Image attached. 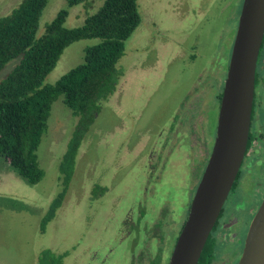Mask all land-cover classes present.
Instances as JSON below:
<instances>
[{
  "label": "rangeland",
  "instance_id": "374dc122",
  "mask_svg": "<svg viewBox=\"0 0 264 264\" xmlns=\"http://www.w3.org/2000/svg\"><path fill=\"white\" fill-rule=\"evenodd\" d=\"M21 1L0 0V17ZM242 1L138 0L141 23L125 42L116 91L83 139L62 205L43 232L40 222L61 190L58 166L76 118L61 98L53 102L36 152L44 172L38 184L28 185L0 159V264H38L45 249L65 254L62 264H137L146 250L157 254L158 264L168 263L200 176L185 169V161L194 158L180 143L183 133L203 123L205 153L212 147L217 95ZM66 8V0H50L38 34ZM84 17V7L69 8L65 25L78 27ZM96 42L67 47L44 84L79 65L84 49ZM15 63L3 69L0 80ZM259 65L253 127L263 130L264 54ZM261 156L255 161H264ZM199 160L206 161V154ZM262 171L264 165L253 164L242 190Z\"/></svg>",
  "mask_w": 264,
  "mask_h": 264
},
{
  "label": "trees",
  "instance_id": "16d2710c",
  "mask_svg": "<svg viewBox=\"0 0 264 264\" xmlns=\"http://www.w3.org/2000/svg\"><path fill=\"white\" fill-rule=\"evenodd\" d=\"M49 1L22 0L0 17V73L10 62H16L0 80V159L28 185L38 184L44 172L36 152L53 102L61 98L76 118L58 166L61 190L41 219V232L62 205L81 143L103 104L115 93L122 76L117 65L125 42L141 23L138 0H66L67 8L59 10L38 34ZM76 6L85 9L83 23L68 28V9ZM81 40L97 42L84 49L79 65L54 84H44L64 50ZM64 257L45 249L37 263L62 264Z\"/></svg>",
  "mask_w": 264,
  "mask_h": 264
},
{
  "label": "water",
  "instance_id": "95a60500",
  "mask_svg": "<svg viewBox=\"0 0 264 264\" xmlns=\"http://www.w3.org/2000/svg\"><path fill=\"white\" fill-rule=\"evenodd\" d=\"M264 35V0H243L233 40L210 158L168 264H197L243 160L254 78ZM238 264H264V199Z\"/></svg>",
  "mask_w": 264,
  "mask_h": 264
},
{
  "label": "flooded vegetation",
  "instance_id": "af4514ba",
  "mask_svg": "<svg viewBox=\"0 0 264 264\" xmlns=\"http://www.w3.org/2000/svg\"><path fill=\"white\" fill-rule=\"evenodd\" d=\"M263 41L264 35L256 62L253 100L246 151L241 162L239 171L236 175L235 181L207 238V241L204 245V248L201 252L197 264H238L243 252L245 239L250 223L264 199V171L259 172L260 175H253L254 178L249 176L251 184H249L247 188L244 189V191L241 188L243 185L242 179L245 176L248 177V174L246 173H252L253 164H258L260 166L264 165V161H255L256 159H263L261 155L264 154V129L261 130V127H253L255 113L258 109L257 106H260L256 95V89L261 80V78L257 74V68L259 65L260 56L264 54L262 51ZM223 87L224 83L221 92L217 95L219 106L222 97ZM262 112L264 113V108L262 109ZM202 125L203 123L201 124V128L199 129L196 127V125L190 127L185 133H183V141L180 143L181 146L182 144H184V150L193 153L194 158V161H185V169L188 172H193L194 174H197L198 171L200 172V176L195 183L196 188L203 176L208 160L210 158L216 133L215 129L212 147L210 151L208 149V153H205L204 143L206 141L204 139L206 138L204 137V130ZM195 145L199 146L198 150H196ZM200 153L202 154V157H205L206 154V161H196ZM244 159H248L249 161H244ZM190 205L188 206V213ZM148 256L150 257L147 259L146 257ZM156 256L157 254H150V251L146 250V252L141 253L138 256L137 264H158V261H156L155 259Z\"/></svg>",
  "mask_w": 264,
  "mask_h": 264
}]
</instances>
